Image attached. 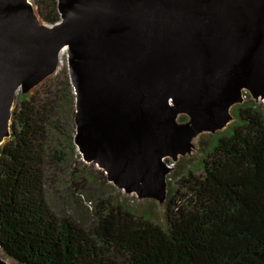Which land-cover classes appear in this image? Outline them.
<instances>
[{"label": "water", "instance_id": "1", "mask_svg": "<svg viewBox=\"0 0 264 264\" xmlns=\"http://www.w3.org/2000/svg\"><path fill=\"white\" fill-rule=\"evenodd\" d=\"M25 1L0 0V137L18 87L51 74L64 45L77 149L122 181L163 168L178 134L160 121L168 101L211 124L236 83L264 94V0H58L45 25Z\"/></svg>", "mask_w": 264, "mask_h": 264}, {"label": "trees", "instance_id": "2", "mask_svg": "<svg viewBox=\"0 0 264 264\" xmlns=\"http://www.w3.org/2000/svg\"><path fill=\"white\" fill-rule=\"evenodd\" d=\"M30 1L41 21H60L58 0ZM231 114L196 170L181 172L178 186L168 182L163 226L100 200L86 228L47 199L61 167L75 188L93 181L74 166L83 162L68 67L17 94L0 146L1 256L16 264H264V109L249 98Z\"/></svg>", "mask_w": 264, "mask_h": 264}, {"label": "rangeland", "instance_id": "3", "mask_svg": "<svg viewBox=\"0 0 264 264\" xmlns=\"http://www.w3.org/2000/svg\"><path fill=\"white\" fill-rule=\"evenodd\" d=\"M32 7L34 9L32 15L37 20L38 11L33 4ZM38 20L40 25L46 24L39 17ZM64 66H68L67 56L65 55L57 62L56 69L44 79L27 88L18 87L15 97L17 94L32 92L38 84L58 73ZM230 81L234 82L236 80L230 79ZM236 84V88L239 89L241 87L240 84ZM249 98L256 104L263 105L264 109V94L244 87V89H241V96L238 100L231 102L228 108H226V105L223 117L211 124L206 120L194 122L188 112L182 111L176 105H170L169 107L167 105V110L160 116V121L176 129L178 134L176 138L168 142L166 154L162 158L163 168L160 171L140 174L138 180L122 181L121 177L124 176V173L113 170L111 163L106 164L103 160L90 159L81 155L80 160L83 165L75 163L74 166L78 168L79 175L83 173L82 175L84 176L85 172L90 174L93 177L92 183H86L84 188L73 187L70 182V176L67 175L69 169L66 170L61 167L62 173H59V175L55 173L59 178H62L61 182L56 181L47 190V199L51 209L59 217L72 218L81 226L91 228L97 222V217L94 214L95 205L100 200H107L106 204L113 201L121 207L129 208L136 216L146 217L163 226L164 201L168 182L172 186H178V180L182 177L180 175L181 172L184 174L188 170H196L197 164L203 158L204 148L210 139V135L220 133L230 126L234 119L231 114L233 106ZM170 102L172 103V101ZM153 103L152 108H155L156 101L153 100ZM151 106L149 105V108ZM7 138L8 135L2 142ZM111 170L114 172L113 174H111ZM118 178H121V180ZM139 182L144 186L140 185ZM99 192L103 199L96 197L95 193ZM90 196H94V198ZM0 264L16 263L2 257L0 254Z\"/></svg>", "mask_w": 264, "mask_h": 264}, {"label": "bare ground", "instance_id": "4", "mask_svg": "<svg viewBox=\"0 0 264 264\" xmlns=\"http://www.w3.org/2000/svg\"><path fill=\"white\" fill-rule=\"evenodd\" d=\"M22 1L25 2V3H27L25 0H22ZM30 11H31V14H33L34 9H33L32 7H30ZM67 49H68L67 45H64V46H62V47L60 48L59 53H58V60H57V62H59V60L61 59V57H62L63 55L67 56ZM231 80H233V79H231ZM19 87H20V86H19ZM241 89H244V86H241V87L238 89V92H237V93H238V96H241ZM260 96H261V95H260ZM149 105H152V102H150ZM167 105H168V107H169L170 105L175 106V103H173V102L171 103L170 101H168ZM228 106H229V104L227 105L226 108H228ZM7 135H8V132H5V133L2 134V136L0 137V143H1V142L7 137ZM76 141H78V140H76ZM165 158H166V157H165ZM128 178H129L130 180H133V179L138 180V177L135 176V175H129ZM139 184L142 185V186H144V185H143L142 183H140V182H139Z\"/></svg>", "mask_w": 264, "mask_h": 264}]
</instances>
